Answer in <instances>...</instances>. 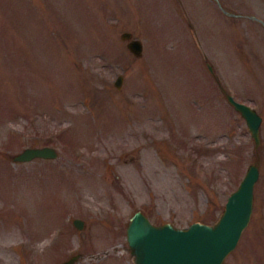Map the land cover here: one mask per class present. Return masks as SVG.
<instances>
[{
	"label": "rangeland",
	"instance_id": "374dc122",
	"mask_svg": "<svg viewBox=\"0 0 264 264\" xmlns=\"http://www.w3.org/2000/svg\"><path fill=\"white\" fill-rule=\"evenodd\" d=\"M219 1L237 14L216 0H0V264H135L136 209L213 222L256 160L250 220L221 264H264V25L248 16L264 21V0ZM226 92L261 114L259 145ZM45 144L56 157L13 160Z\"/></svg>",
	"mask_w": 264,
	"mask_h": 264
},
{
	"label": "water",
	"instance_id": "95a60500",
	"mask_svg": "<svg viewBox=\"0 0 264 264\" xmlns=\"http://www.w3.org/2000/svg\"><path fill=\"white\" fill-rule=\"evenodd\" d=\"M224 12L236 15L225 9ZM264 21L253 14L248 15ZM127 39L128 48L136 55L142 52V42L132 37L129 30L121 32ZM123 74L118 73L114 83L120 86ZM228 101L245 119L254 139L260 143L261 114L251 104L236 99L226 92ZM58 154L50 144L26 146L13 155L15 161H28L36 157L54 158ZM259 177L258 160L248 164L238 185L228 194L224 207L213 222L194 220L185 226H176L170 221L153 222L142 210L136 209L129 217L126 226V239L134 255L135 264H221L226 255L237 245L243 229L248 224L254 201V185ZM73 223L81 228L84 220L74 217ZM79 253H73L57 264H73Z\"/></svg>",
	"mask_w": 264,
	"mask_h": 264
}]
</instances>
